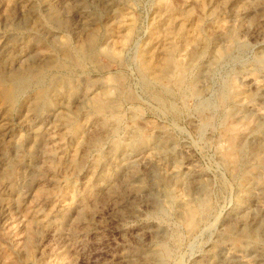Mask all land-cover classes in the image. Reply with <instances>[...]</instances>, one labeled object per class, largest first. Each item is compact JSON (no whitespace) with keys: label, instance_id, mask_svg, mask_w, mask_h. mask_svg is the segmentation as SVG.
I'll list each match as a JSON object with an SVG mask.
<instances>
[{"label":"rangeland","instance_id":"rangeland-1","mask_svg":"<svg viewBox=\"0 0 264 264\" xmlns=\"http://www.w3.org/2000/svg\"><path fill=\"white\" fill-rule=\"evenodd\" d=\"M0 264H264V0H0Z\"/></svg>","mask_w":264,"mask_h":264}]
</instances>
